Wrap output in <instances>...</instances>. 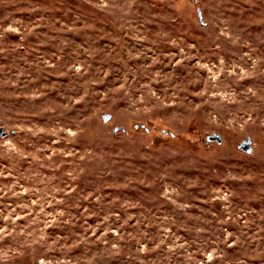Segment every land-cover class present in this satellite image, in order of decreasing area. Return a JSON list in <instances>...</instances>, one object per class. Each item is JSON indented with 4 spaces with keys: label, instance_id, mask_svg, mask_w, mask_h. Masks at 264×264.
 <instances>
[{
    "label": "rangeland",
    "instance_id": "obj_1",
    "mask_svg": "<svg viewBox=\"0 0 264 264\" xmlns=\"http://www.w3.org/2000/svg\"><path fill=\"white\" fill-rule=\"evenodd\" d=\"M0 264H264V0H0Z\"/></svg>",
    "mask_w": 264,
    "mask_h": 264
},
{
    "label": "water",
    "instance_id": "obj_2",
    "mask_svg": "<svg viewBox=\"0 0 264 264\" xmlns=\"http://www.w3.org/2000/svg\"><path fill=\"white\" fill-rule=\"evenodd\" d=\"M196 14H198L199 21L202 22L201 21V13H200L199 9H197ZM107 119H109V117H107Z\"/></svg>",
    "mask_w": 264,
    "mask_h": 264
}]
</instances>
